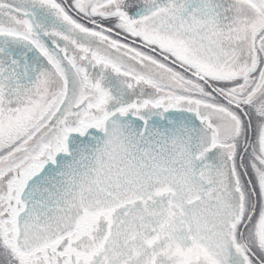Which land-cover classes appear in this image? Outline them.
Masks as SVG:
<instances>
[{
    "label": "snow or ice",
    "instance_id": "1",
    "mask_svg": "<svg viewBox=\"0 0 264 264\" xmlns=\"http://www.w3.org/2000/svg\"><path fill=\"white\" fill-rule=\"evenodd\" d=\"M0 264H264V0H0Z\"/></svg>",
    "mask_w": 264,
    "mask_h": 264
}]
</instances>
